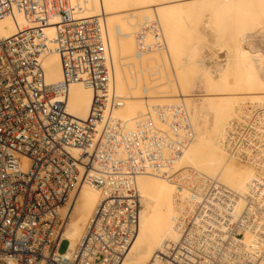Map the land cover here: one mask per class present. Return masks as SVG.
Returning a JSON list of instances; mask_svg holds the SVG:
<instances>
[{
	"label": "built area",
	"instance_id": "built-area-1",
	"mask_svg": "<svg viewBox=\"0 0 264 264\" xmlns=\"http://www.w3.org/2000/svg\"><path fill=\"white\" fill-rule=\"evenodd\" d=\"M16 13L35 24L9 37L0 35V264H121L140 227L142 204L134 175L174 169L192 141L188 111L176 104L170 131L162 135L165 128L158 125L151 134H140L138 146L148 143L151 150L138 165L137 156L123 152L132 142L129 132L118 133L124 125L111 114L120 103L111 91L102 22L75 19L66 0H0V19ZM48 26L56 27L63 72L62 80L52 84L42 61L49 50ZM75 82L94 91L86 119L67 110ZM245 135L241 128L232 135L233 149L260 146ZM125 163L130 171H124ZM203 178L195 179L197 203L179 223L180 239L165 244L150 264H264V252L249 253L243 242L256 224V237H264V208L262 218L255 219L264 203L256 207L247 198L250 207L236 219L238 195ZM82 181L106 190L73 247L63 236L64 210ZM225 227L227 234L220 236ZM65 240L69 245L61 252Z\"/></svg>",
	"mask_w": 264,
	"mask_h": 264
},
{
	"label": "bare ground",
	"instance_id": "bare-ground-1",
	"mask_svg": "<svg viewBox=\"0 0 264 264\" xmlns=\"http://www.w3.org/2000/svg\"><path fill=\"white\" fill-rule=\"evenodd\" d=\"M66 2L75 19L97 17L102 22L113 81L111 91L120 103L111 114L124 125L125 131L119 129L118 133L129 132L132 139L129 150L123 151L127 152L126 157L134 154L135 162L140 165L145 153L151 150L148 143L138 146L140 134H151L158 125L165 128L162 135L170 131L169 121L178 111L176 104L188 111L191 121L192 141L174 169L169 173L134 175L142 204L140 227L121 264H150L165 244L180 239L179 223L196 207L193 188L197 176L204 177L202 182L215 180L238 195L233 204L236 219L247 205L250 207L247 198L252 197L256 207L259 202L264 203V177L259 176L264 175V136L260 135L264 134V0ZM34 24L22 13H16L0 19V35L9 37ZM44 30L49 50L42 61L47 81L52 84L63 78L62 58L56 49V27L48 26ZM211 35L217 39L210 38ZM205 42L213 43V51L218 45L227 46L224 49L228 52L219 48L227 54L215 65L207 66L209 63L205 64L202 54ZM214 42L218 44L214 46ZM201 86L206 93L195 94ZM93 100V89L75 82L70 87L67 110L86 119ZM244 103L245 107L252 105L248 115L242 109ZM164 120H168L166 125ZM239 128L244 130L249 143L256 140L263 144L246 150L233 149L232 135ZM239 155L248 158L250 164L243 165ZM124 171H130L127 163ZM104 190L82 181L74 192L69 213H65L66 219L73 214L77 217H73L63 233L73 247L82 240L91 218L104 201ZM262 208L255 214L256 223L262 218ZM255 227L259 231V224ZM255 230L248 231L243 242L249 253L262 254L264 237H256ZM227 232L225 227L220 236Z\"/></svg>",
	"mask_w": 264,
	"mask_h": 264
},
{
	"label": "rangeland",
	"instance_id": "rangeland-1",
	"mask_svg": "<svg viewBox=\"0 0 264 264\" xmlns=\"http://www.w3.org/2000/svg\"><path fill=\"white\" fill-rule=\"evenodd\" d=\"M212 36V35H211ZM210 36V38H216V37H214V36H212L211 37ZM209 37L207 36V39H208ZM209 38V39H210ZM217 39V38H216ZM213 40H215V39H213ZM208 41V40H207ZM206 41V42H207ZM216 41V40H215ZM205 42V44H206V47H208V48H206V47H204L203 46V48H202V50H203V52H202V54H204L206 57H208V58H205V56L203 57V59H206V63H205V60H204V63L207 65L208 63H209V65H207V66H210L211 64L213 65V63H214V65L218 62V61H221L220 59H221V57H225V55L227 54V52H228V49H224L225 47H227V46H225L224 48L223 47H219V45H218V47L216 48V47H214V51H213V43H210V42H208L209 44H212V46L211 45H209V44H207ZM213 42V41H212ZM215 43L216 42H214V46H215ZM204 44V45H205ZM218 43H216V45H217ZM207 45H209V46H207ZM204 48H205V50H204ZM220 48V50L221 49H223V50H221V51H227V52H221L220 50H218ZM216 50H217V52H216ZM205 51H207L206 53H205ZM218 51H220V52H218ZM201 54V55H202ZM211 54V55H210ZM214 56V57H213ZM213 59H212V58ZM209 59H211V60H209ZM217 60V61H216ZM215 61V62H214ZM212 62V63H211ZM215 76H217V75H215ZM202 89V90H201ZM202 91V92H201ZM198 93L201 95V94H205L206 93V91H205V88L204 87H202L201 86V88H199L198 90H197V92L195 93V94H197L198 95ZM248 105V104H247ZM247 105H246V107H245V103L242 105V109H243V111L245 112L244 114L245 115H248V114H250L251 113V109H252V105H250L249 107H247ZM246 108V109H245ZM248 108V109H247ZM250 109V110H249ZM247 112V113H246ZM260 135H261V137L262 136H264V134L263 133H260ZM259 135V136H260ZM264 138V137H263ZM263 142H264V140H263ZM260 144H263L262 142L260 143ZM254 148V147H253ZM257 148V147H256ZM262 148L264 149V144H263V146H262ZM245 154V153H244ZM246 155V154H245ZM240 156H242V157H240ZM244 155H239V158H240V161H241V163H243V165H246V163H247V165L248 164H250V162H249V160H248V158H246L245 156L243 157ZM246 158V159H245ZM247 160V161H246ZM253 166V165H252ZM256 168V167H255ZM75 196H76V193L74 194V196L72 197V200H71V203H70V205L68 206V208L70 209V206H71V204L73 203V201H74V198H75ZM68 208H66L65 210H64V213L66 212V211H68V213H69V210H68ZM144 209H145V211H147V207L146 206H144ZM75 213V212H74ZM66 214V213H65ZM73 217H74V219L77 217V214H73V216H72V218H68V216H67V219H66V221H65V227H67L68 226V224L70 223V221H72V219H73ZM68 245H69V242L67 241V240H65V241H63L62 242V244H61V246H60V251L61 252H65L66 250H67V248H68Z\"/></svg>",
	"mask_w": 264,
	"mask_h": 264
}]
</instances>
